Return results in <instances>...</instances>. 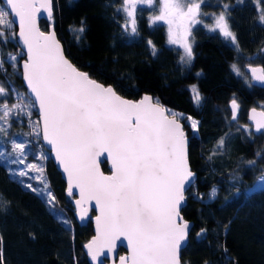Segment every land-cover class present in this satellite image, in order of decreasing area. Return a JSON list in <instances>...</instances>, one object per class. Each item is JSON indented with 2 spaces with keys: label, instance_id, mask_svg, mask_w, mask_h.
I'll return each mask as SVG.
<instances>
[{
  "label": "trees",
  "instance_id": "obj_1",
  "mask_svg": "<svg viewBox=\"0 0 264 264\" xmlns=\"http://www.w3.org/2000/svg\"><path fill=\"white\" fill-rule=\"evenodd\" d=\"M225 4L237 50L215 34L197 29L190 40L192 59L184 64L180 52L166 45L164 29L148 26L143 15L136 17L137 33L124 34L119 0H52L51 23L66 58L78 70L111 86L122 98L137 100L147 95L199 122L195 135L183 125L189 166L196 179L185 193L180 212L192 224L180 264H264V189L246 195L264 175V133L253 135L245 122L249 109L264 105V87L253 85L244 72L246 67H264V24L260 23L264 0L259 4L257 0H207L201 8L203 14L218 15ZM40 28L46 31L48 24L41 22ZM10 53L19 54V64L24 59L15 41L7 45L0 41V61L4 62L0 83L8 93L5 103L12 99V88L24 92L20 75L11 74ZM233 64L241 75L233 72ZM193 86L200 94L199 104L193 101ZM233 99L239 105L235 121L229 108ZM222 137L225 145L217 150ZM253 160L255 165L249 163ZM101 171L107 173L105 164ZM46 177L56 197L55 213L0 161L5 264H88L82 247L92 237L91 223L79 227L71 209L64 208L68 203L64 184L49 158ZM212 188L217 195L207 202L190 195L204 199ZM201 229L207 231L198 237Z\"/></svg>",
  "mask_w": 264,
  "mask_h": 264
},
{
  "label": "snow or ice",
  "instance_id": "obj_2",
  "mask_svg": "<svg viewBox=\"0 0 264 264\" xmlns=\"http://www.w3.org/2000/svg\"><path fill=\"white\" fill-rule=\"evenodd\" d=\"M9 11L0 10V25L5 17L14 15L19 21V37L27 48V60L23 64L27 88L39 105L43 121V138L51 145L63 171L67 174L68 194L79 189L81 220L87 214L82 205L94 200L99 215L96 216L97 235L85 245L92 261L107 248L111 252L116 241L123 237L127 241L128 256L120 257V264H180V252L188 239L189 224L181 216L182 202L187 186L192 183L194 173L188 159V140L177 114L162 107L159 101L145 95L140 101L123 99L111 87H105L79 71L63 54L55 33L45 35L36 26L37 13L43 9L52 17V0H4ZM261 0H257L259 4ZM207 0H162L160 14L150 18L153 25L163 21L168 25L169 43L179 44L184 49L181 59L190 62L192 47L188 38L194 26L202 21L201 7ZM122 11L130 25L131 33H137L136 13L140 6L154 7V0H122ZM228 5L214 17V27L237 44L227 19ZM260 23L264 24V9ZM84 28L79 29L83 33ZM3 33H0V37ZM149 43H151L149 41ZM154 54H155V50ZM16 56H11L12 62ZM0 61V67H3ZM232 70L241 75L233 64ZM252 79L264 84V67H249ZM193 101L199 104L201 97L195 86ZM5 88L0 86V95ZM0 104V120L7 122L13 109L26 110L27 104ZM232 120L237 119L239 105L231 101ZM193 132L199 122L188 117ZM250 119L256 132L264 133V111L251 110ZM0 128V132H5ZM225 139L217 142V150L223 148ZM16 163L23 164L25 145L12 142ZM106 154L111 161V174L101 172L98 158ZM215 154V152L213 153ZM5 155L0 152V156ZM258 156L261 154L258 153ZM43 158V157H42ZM211 159V156L209 157ZM255 165V160L249 162ZM27 169H36L41 180L43 168L28 164ZM27 173L20 171L19 175ZM235 179V178H234ZM264 180V175L258 177ZM32 188V185H27ZM44 183L42 194L50 205L49 211L57 212L56 197ZM33 191H38L32 188ZM217 190L209 196L215 198ZM206 229L197 234L203 237ZM0 264H5L3 240L0 238Z\"/></svg>",
  "mask_w": 264,
  "mask_h": 264
},
{
  "label": "rangeland",
  "instance_id": "obj_3",
  "mask_svg": "<svg viewBox=\"0 0 264 264\" xmlns=\"http://www.w3.org/2000/svg\"><path fill=\"white\" fill-rule=\"evenodd\" d=\"M120 4L122 0H119ZM162 4V0H154V7H150L147 4L141 5V11H137L136 17L143 15L145 18L148 26L150 27H157L161 26L164 29L165 33V41L166 45L171 48L178 50L181 54V57L184 56V49L179 44H171L169 43V36H168V25L165 24L163 21H157L156 25L152 24V21L150 18L155 17L160 14V7ZM118 9H122V5ZM0 10H5L3 5L0 2ZM119 13L123 17V23L121 24L120 28L124 32V34L131 33L130 25L128 27V30L125 31L124 25L128 22V18L125 13L122 11H119ZM202 16L200 17L201 23L194 26L191 35L194 31H197V29H202L206 34H215L217 37H219L222 41H224L228 46L231 48L237 50L236 45H233L230 39H226L219 31V29H216L215 31H211L210 29L214 27V17L218 15H208L203 14L202 8H201ZM13 24L10 21L9 15L5 17V23L3 25H0V33H3V36L0 37V41L7 45L10 42L15 41V31L12 30ZM191 35L188 38V42L190 43ZM11 56H16V61L12 62L10 60ZM19 54H12L10 53L7 57V62L10 64L11 74H19L20 71H17V67L19 65ZM184 64H188L189 62H185L182 60ZM234 72V71H233ZM235 73V72H234ZM236 74V73H235ZM0 86L1 83H0ZM191 92V95L193 96V92ZM7 90L5 89V94L0 95V104H5L6 97H7ZM23 97V103L28 105V108L26 110H20V109H13L9 113V116L6 118L7 122L4 120H0V128H4L5 132H0V152L4 153L5 155L0 156V161L6 165L8 170L12 175H14L18 180H20L23 187H25L27 190L33 192L39 198L43 199L45 202H47L46 196L42 194V190H44V183H47L49 191H51L49 184L47 182L46 177V162L49 158V153L44 150L39 142L40 134H39V126L37 122V118L35 115V107L31 103V101L26 97L25 92L17 91L16 88L11 89V101L6 103L11 107L12 105L21 103L20 97ZM154 101H156L154 99ZM258 110L264 111V105L258 104L257 106ZM169 110V109H168ZM173 113L177 114V118L179 121L187 127V129L190 132V135H195L196 132H193L191 128V121L188 119L187 116H184L183 114H180L178 112L169 110ZM0 115H3L2 111H0ZM16 141L17 143H23L25 145V156L23 157L24 163H16V155L13 153L12 150V142ZM43 157V158H42ZM32 164L36 165L37 168H43V174L42 179L44 183L41 182V180L37 179V176H40V173L36 169L29 170L27 169L26 165ZM20 171H25L27 174L24 176L19 175ZM31 184L32 188L37 189L38 191H33L32 188H29L27 185ZM213 189V188H212ZM212 189L206 194L204 199H201V196L199 194H193L191 193V197L207 202L212 200L213 198H210L209 194L212 191ZM264 189V180H259L258 178L255 180V182L252 184V186L247 190L246 195L251 194L253 192L263 190ZM52 193V191H51ZM68 203H65L64 208H69L72 211V214H74L72 210V206L70 204V198H66ZM55 202V201H54ZM48 204V203H47ZM49 208L50 205L48 204Z\"/></svg>",
  "mask_w": 264,
  "mask_h": 264
},
{
  "label": "water",
  "instance_id": "obj_4",
  "mask_svg": "<svg viewBox=\"0 0 264 264\" xmlns=\"http://www.w3.org/2000/svg\"><path fill=\"white\" fill-rule=\"evenodd\" d=\"M0 2L3 5V7L5 8V10L10 12V10L7 9V6H6V3L4 2V0H0ZM122 6H123V4H122ZM53 15H54L53 14V5H52V17H51V19L48 18L47 12H45L43 9H41L37 13L36 26L39 29V31L44 33L45 35H47L49 33H53V32L55 33L54 26L51 23ZM9 18H10V21H11V23L13 24V26L15 28V44H16L17 48L22 52V54L24 56V59L19 64L20 80H21L22 86L24 88V92H25L26 97L31 101V103L35 107V115H36V118H37V122H38V126H39V134H40L39 143H40L41 147L49 153V160L52 163V165L54 166V168L57 171V173L60 175V178H61V180H62V182L64 184V196H65V198H70V204H71V206L73 208V211H74V214H73L74 215V221L76 222V224L79 227L85 226L88 222L91 223L92 233L93 234H92V237L86 243V244H88L97 235V232H96V219L95 218H96V216H98L100 214L99 210L96 208L94 200L86 201L82 205V207L87 209V214L85 215L84 219L81 220L80 209L76 205V200L80 199L79 189L74 188L73 189V194L72 195L68 194L67 174L63 171V168L60 166L59 162L56 160L55 153L52 151L51 145H49L43 138V121L41 120V117H40L39 105H38V103H36L34 95H32L30 90L27 88V83L25 82V80L23 78V76H24L23 64L25 63V61L27 60L28 57H27V48L24 46L23 42L20 40V37H19V21H18V18L15 17L14 15H11V14L9 15ZM41 22H45L46 24H48V28H47L46 31L41 30V28H40V23ZM55 37H56V40L59 41L57 36H56V33H55ZM59 43H60V41H59ZM60 45L62 47L61 43H60ZM62 49H63V47H62ZM63 54H64V50H63ZM64 56H65V54H64ZM65 58H66V56H65ZM248 69H249V67H246L244 69V72L248 76V78L251 81V83L253 85H255V86H258V87H264V84H262L259 81H255V80L252 79L251 73L248 71ZM81 72H83V71H81ZM105 87H108V86H105ZM144 96L145 95H142L139 99L130 100V101L138 102ZM123 99H125V98H123ZM126 100H128V99H126ZM229 108H230V111L232 113L231 104H230ZM252 109H249L247 111L245 122L250 127L252 134L256 136V135H259L261 133L256 132L255 123L250 119L251 110ZM256 111L257 112H262L261 110H257V109H256ZM181 125L183 126L182 123H181ZM184 132H185V136H186V138L188 140V137L186 135V131L184 130ZM98 164H99L100 170H101V164H105L106 170H107V173L103 172L105 175H110L111 174V161L106 159V154H104L103 156L98 158ZM195 179H196V176L194 174V176L192 178V183L187 186L188 189L194 184ZM185 193H186V191H185ZM184 205H185V200L182 202V208L184 207ZM186 222L189 224L190 230H191V227H192L191 222H188V221H186ZM187 241H188V239H187ZM187 241L184 243L181 251L185 248V246L187 244ZM86 244L83 245L82 251H83V253H84L85 257H86V260H87L88 264H120V257L129 255V251H128V247H127V241L124 240L123 237H121L119 240L116 241V247L111 252H109L107 250V248H105L103 253H101L98 256L97 261H95V262L92 261L91 257L89 256L88 249L85 247ZM119 249L123 251V253L121 255H117V251Z\"/></svg>",
  "mask_w": 264,
  "mask_h": 264
},
{
  "label": "flooded vegetation",
  "instance_id": "obj_5",
  "mask_svg": "<svg viewBox=\"0 0 264 264\" xmlns=\"http://www.w3.org/2000/svg\"><path fill=\"white\" fill-rule=\"evenodd\" d=\"M121 4H122V2H121Z\"/></svg>",
  "mask_w": 264,
  "mask_h": 264
}]
</instances>
